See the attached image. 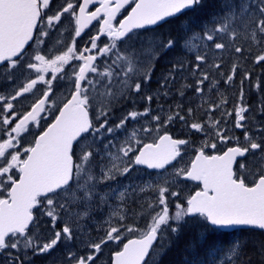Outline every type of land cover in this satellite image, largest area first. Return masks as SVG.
I'll list each match as a JSON object with an SVG mask.
<instances>
[{"label": "snow or ice", "instance_id": "snow-or-ice-1", "mask_svg": "<svg viewBox=\"0 0 264 264\" xmlns=\"http://www.w3.org/2000/svg\"><path fill=\"white\" fill-rule=\"evenodd\" d=\"M203 6L204 0H0V264H31L30 253L47 254L52 264H97L109 243L116 249L108 264H159L186 229L193 235L183 264H205L204 257L208 264H239L246 242L210 235L264 230V80L253 83L251 71L264 68V0H221L218 13L159 42L140 31ZM92 21L98 31L81 46ZM55 32L64 37L62 50L45 54ZM177 49L194 61L173 62L153 93L156 63ZM226 59L233 61L227 73ZM241 61L238 99L229 107L221 81L234 88ZM189 72L200 103H185L186 83L176 88L174 110H154L153 102L171 96L177 77ZM246 81L259 97L255 106L246 102ZM60 89H67L62 99ZM138 100L146 106L138 108ZM126 101L129 109L113 119L115 105ZM176 121L190 139L166 131ZM218 144L227 150L219 154ZM182 146L194 159L178 167ZM183 181L200 185L186 200ZM105 214L103 237L85 242V225ZM41 223L51 224L50 238L40 235ZM77 243L83 253L72 250ZM61 244L66 258L57 254ZM257 255L264 264V243Z\"/></svg>", "mask_w": 264, "mask_h": 264}, {"label": "rangeland", "instance_id": "rangeland-1", "mask_svg": "<svg viewBox=\"0 0 264 264\" xmlns=\"http://www.w3.org/2000/svg\"><path fill=\"white\" fill-rule=\"evenodd\" d=\"M57 4H61L63 3V0H57L56 1ZM211 17V16H210ZM69 30L67 29V26H64V32H68ZM144 32V38L145 39H155L157 42H159L160 40H163L162 37H158L156 35V33L154 32V30L151 31H142ZM182 34V33H181ZM88 33L83 36V39L80 41V45L82 46L83 43H85V41L88 39L87 37ZM64 37L61 36V34L59 36H57L56 38L53 35H50L48 37V46L51 49V53H49L47 50H45V54H56L58 53L60 50H62V43H58V41H63ZM179 52L180 50L177 49ZM171 55L170 57H160V59L158 60V62L156 64H160V65H164L167 62L170 61H176V54L173 53V51L170 52ZM173 53V54H172ZM168 58V59H165ZM184 60H186V65L190 64L194 61V54H187L186 56H184L183 58ZM241 65H243L242 61L240 62ZM227 64V61H226ZM224 67V66H223ZM229 68L230 64L227 66ZM230 69H224L223 71L225 73L229 72ZM170 71V69H163V70H156V68L154 69V73L152 76V81H151V91L153 93H156L157 89L159 88V84L162 80V78L167 75V73ZM241 74V71H240ZM239 74V75H240ZM238 75V77H239ZM51 76V75H50ZM237 77V78H238ZM242 77V76H241ZM241 77L238 79V82H240ZM255 79L257 77L261 78V80H264V72L260 73V75L258 74L257 76L254 75ZM197 77H194L190 72L186 74V79L182 78V77H177V81H176V85L175 87L172 89V95L169 97H163L161 96V99L158 101H154L152 104V108L154 110H158L159 105L163 104L164 110H165V114H167L169 107L171 106L173 108V110L175 109V104L177 101H179L181 99V97L179 96V93L176 91V88L181 87L182 85L186 84V83H190L191 87L186 88L185 92L186 95L183 98L185 103H188L189 98L191 99H195V93L193 91V89L195 88V80ZM221 86L220 87V91L225 95L226 92L230 93V97H228L229 99V103L231 102H235L238 99V92H239V88L240 86H238L237 84H235L234 88H230L227 85H224L223 82L221 81ZM39 87V86H38ZM249 90V87H247V91ZM205 93L208 94V88H207V82L205 83ZM213 99H217V97L214 94H211ZM62 95H59V97H62ZM249 95L246 94V98H248ZM195 101V100H194ZM196 102V101H195ZM131 101H126L123 104H117L115 105V115L112 117L113 119H117L119 118L124 111H127L129 109V107L131 106ZM200 103V101L198 102V104ZM196 104V103H195ZM195 104L193 106H195ZM255 102H253V106ZM143 105L146 106V102L145 101H137V107ZM143 107H138L140 109H142ZM197 115H201V113H197ZM177 124V126L175 125ZM169 130L172 129V132L169 133L173 138H180V139H190L189 135H188V131L186 130V128L182 125L181 122L176 121L174 124L170 125L168 127ZM197 144H200V141L197 140L196 141ZM185 147V146H182ZM193 150L191 147H185V152H184V159L181 165H178V167L181 166H186L189 165L190 161L193 159L194 154L192 153ZM145 172V171H144ZM134 175H136L134 173ZM140 175H143V173H140ZM180 190H181V199H185L187 198V196L191 195L197 188V185L192 184L191 182H185L183 181L180 186H179ZM171 207L174 209L175 204L174 202L171 204ZM107 219V215H101L99 217L94 218L93 220H91L87 225H85V233H84V240L85 242H87L88 239H92L95 241H99V239H101L104 235V232L107 228V225L105 224V221ZM61 223H64V220H61ZM142 226V224H141ZM54 233L52 231H46L44 234V239H48L50 238ZM139 233L136 234H127L126 236L131 238V237H135L136 235H138ZM77 248H79V250H77L76 248H73V251H77L79 253H83L84 252V247L82 244L77 243L76 244ZM116 249V245L113 243H109L106 247L103 248V252L102 255L100 257V260L97 262V264H108V261L110 260V256L112 254V252ZM57 254L58 255H63L65 258L67 256V249L64 248V245L61 244L59 246V248L57 249ZM43 260L48 261L49 264H52V257L47 255V254H43L42 256Z\"/></svg>", "mask_w": 264, "mask_h": 264}, {"label": "trees", "instance_id": "trees-1", "mask_svg": "<svg viewBox=\"0 0 264 264\" xmlns=\"http://www.w3.org/2000/svg\"><path fill=\"white\" fill-rule=\"evenodd\" d=\"M221 10V0H204V6L202 9H198L196 13H190L188 16L181 17L178 20H174L172 23H163L160 26L154 28V32L158 37L166 39L169 36H177L182 33V26L188 21H194L196 23L202 22L205 18L210 17L213 13H218ZM174 54H181L178 50L173 51ZM172 53V54H173ZM169 55H164L168 57ZM168 59V58H165ZM177 60V59H176ZM186 61V60H185ZM175 61H170L164 65L156 64V70L170 69L171 64ZM138 107H143L140 105ZM177 126V124H175ZM168 133L172 132V129H166ZM193 153V152H192ZM193 235L192 231L185 230L181 239L176 242L167 253L159 258V264H183L184 260V246L186 241ZM244 241L246 246L243 253L239 256V264H247L251 260V264H259V256L257 250L260 244L264 243V233L252 229L248 230H235L232 232L216 231L211 233L210 241ZM203 256V251H201ZM191 257H189L190 259ZM205 264H208V258L204 257ZM214 264V262H213Z\"/></svg>", "mask_w": 264, "mask_h": 264}, {"label": "flooded vegetation", "instance_id": "flooded-vegetation-1", "mask_svg": "<svg viewBox=\"0 0 264 264\" xmlns=\"http://www.w3.org/2000/svg\"><path fill=\"white\" fill-rule=\"evenodd\" d=\"M57 1V0H56ZM92 10H94V8L92 9ZM119 18H122V17H119ZM67 25V21H65V25L64 26H66ZM63 26V27H64ZM73 27H74V25H73ZM98 28H99V24H98V22L97 21H93L90 25H89V27L88 28H86V29H84V33L82 34L83 36H85L87 33H88V35H87V37L89 38V36L90 35H95L96 34V32L98 31ZM152 32V31H151ZM61 33L60 32H55V33H53L52 35L56 38L57 36H59ZM64 34H65V36H67V34H68V32H64ZM88 41V39L85 41V43ZM83 45H84V43H83ZM82 45V46H83ZM33 47L35 48L36 47V45H33ZM29 52H31V49H29ZM181 53V52H180ZM168 57H170V55H171V53L169 52L168 53ZM176 58L175 59H183L184 58V56H186V55H181V54H176ZM161 57H164V55H162ZM226 61H227V64H226V62H225V64H224V69L226 68L227 70L228 69H230L231 70V68H229V67H227L229 64H230V67H231V65H232V63H233V61H231V60H227L226 59ZM243 64H244V62H242ZM248 67L249 68H251V62L249 61L248 62ZM229 70V71H230ZM245 70V67L242 65L241 66V68L239 69V71L237 72V75H236V78H235V81H234V84H237L238 86H240V82H238V79L242 76V73H243V71ZM240 71H241V74H240ZM251 71H252V79H253V83L256 81V79H255V77H254V75H260V73H262V72H264V68H261L260 66H256V67H254V68H251ZM240 74V75H239ZM49 78H50V75H51V73L49 72V73H47L46 74ZM238 75H239V77H238ZM238 77V78H237ZM39 87H42V86H39ZM220 87H222V86H220ZM247 87H248V82L246 81L245 82V93L246 94H248L249 95V97L248 98H246V102L248 103V104H250V105H253V102H255V104L254 105H256L257 104V102H258V99H259V97H258V95H257V93H256V91H255V89L254 88H252L251 90L249 89L248 91H247ZM66 92H67V89H60V90H58V92H57V98L58 99H62L63 98V96L62 97H59V95H64V94H66ZM230 91H229V93L228 92H226V95H227V97H230ZM231 98V97H230ZM196 102V104H198V102H199V100H196V99H194ZM232 103L233 102H231V103H229V107L232 105ZM217 115H219V113H217ZM31 139V137H29V140ZM227 150V145H223V144H218V149L216 150L219 154H222L223 153V151H226ZM206 151H208L209 153H212L213 152V150L212 149H206ZM239 159V158H238ZM234 170L237 172V174L239 175V173H240V169H239V166L238 165H234ZM145 172H147V170H144ZM253 171H255V169H253ZM252 180H253V177L252 176H247V181L249 182V183H251L252 182ZM36 210L34 209V212H35ZM37 215H39V213H37ZM41 219H42V221H48L49 220V218L48 217H46V216H43V217H41ZM61 225H62V223H61V221L59 222ZM46 231H51V224L50 223H41V225H40V235L42 236V238L44 239V234H45V232ZM75 248L77 249V250H79V248H77V246H75ZM42 256H43V254H39V255H31V253L29 254V259H30V261H31V264H49L48 263V261H46V260H43V258H42ZM111 257V256H110Z\"/></svg>", "mask_w": 264, "mask_h": 264}, {"label": "water", "instance_id": "water-1", "mask_svg": "<svg viewBox=\"0 0 264 264\" xmlns=\"http://www.w3.org/2000/svg\"><path fill=\"white\" fill-rule=\"evenodd\" d=\"M93 22V21H92ZM91 22V23H92ZM90 23V24H91ZM164 22H162L161 24H163ZM89 24V25H90ZM160 24V25H161ZM89 25H87V27H85V29L86 28H88L89 27ZM157 26H159V25H157ZM153 27H156V26H153ZM193 159H194V157H193ZM190 165V164H189ZM186 182H189V181H186ZM193 183H195V184H199V182H197V181H192ZM197 191V190H196ZM195 192H193V194H194ZM211 227V226H210ZM237 229H241V230H248V229H252V228H247V227H235V228H227V229H219V231H223V232H232V231H235V230H237ZM252 230H256V231H261V232H263L264 233V230H259V229H252ZM127 242V241H126Z\"/></svg>", "mask_w": 264, "mask_h": 264}]
</instances>
